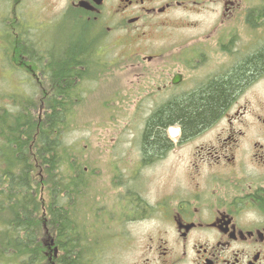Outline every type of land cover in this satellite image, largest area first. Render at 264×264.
<instances>
[{"label": "flooded vegetation", "instance_id": "obj_1", "mask_svg": "<svg viewBox=\"0 0 264 264\" xmlns=\"http://www.w3.org/2000/svg\"><path fill=\"white\" fill-rule=\"evenodd\" d=\"M254 1L260 4L254 6ZM32 12H51L49 23L62 12L72 27H80L81 35L89 32L99 64L103 49H130L124 61L133 92L160 100L199 92L264 49V0H0L5 45L0 46L15 50L12 61L26 65L35 78L41 71L46 74L54 58L29 57L23 49L30 43L25 28L35 22ZM149 48L159 51L147 55ZM261 83L264 71L239 93L241 104L231 102L220 117L192 136L184 138L180 124L168 127L171 146L162 154L147 159L142 135L143 166L163 160L176 146L210 138L182 159L176 180L154 203L129 190L112 208L97 207L106 224L110 215L121 223L152 221L154 227L140 245L135 264H264V90L255 89ZM160 103L159 108L164 107V101ZM145 129L146 125L143 134ZM172 129L177 130L173 138ZM73 202L68 200L69 208ZM82 205L87 218L96 217L91 207Z\"/></svg>", "mask_w": 264, "mask_h": 264}, {"label": "rangeland", "instance_id": "obj_2", "mask_svg": "<svg viewBox=\"0 0 264 264\" xmlns=\"http://www.w3.org/2000/svg\"><path fill=\"white\" fill-rule=\"evenodd\" d=\"M253 3L254 6L260 4L259 1ZM32 13L31 21L35 22L25 28L29 31L25 32V40L30 43L23 48L29 57L41 56L46 57V60L52 57L55 60L56 53L63 51L72 42L88 43L87 48L92 46L90 33L81 35L80 27L73 24V28L72 20L70 22L68 17L61 15L62 12H56V20L51 23L48 22L50 20L47 21L51 12ZM26 19L30 20L28 15ZM31 26L34 27L33 32H30ZM75 30L76 33H73ZM33 42L38 48L33 46ZM0 43L3 44L1 36ZM4 50L5 47L0 46V116L11 113L13 116L7 118H14L22 105H28V108L31 107L29 112H37L34 117L40 126L45 114L52 113L46 111V106L41 105L45 99L43 104L49 102L44 93H51L48 89L54 88L55 85L50 83L48 86L45 80V76L48 75L44 74V71H41L40 78H35L27 71L26 65L22 68L15 64L12 57L16 51L10 46L6 48L5 56L2 55ZM147 50V55L159 51L156 48ZM129 51L131 50L126 47L101 50L98 54L103 53V63L99 64L100 62L94 58L86 62L82 66L86 72L74 80L69 92L74 111L72 120L68 124V132L63 135V144L60 147L61 153L65 152L66 147L65 154H68V161L65 163L68 166L64 182L66 185L62 184V186L66 190L70 186L77 190L80 181L83 182L81 191L74 194L72 190L71 193L74 195L70 193L74 197L77 195L75 199L73 197L75 204L72 207L74 212L72 217L81 227L83 243L88 241L89 247L84 245L83 251L87 257L85 260L88 261L90 256L92 264H135L141 255L140 245L146 242L148 232L154 227L151 220L121 223L115 215L108 216L106 224L103 219L100 220L101 213L97 207L103 205L112 208L116 201L119 202L127 195L129 190L134 191L138 197L141 194L146 200L154 203L164 194V189L170 188L172 182L176 180L175 172L183 168L182 159L206 144L210 138L204 136L188 145L176 146L165 157L166 159L164 158L165 160L147 161L143 163L144 166L140 165L142 155H139V152H141V138L146 122L153 111L159 109L160 102L164 101L165 104L171 99L164 96V99L160 100V96L145 97L133 92V79L124 61V56H129L127 54ZM232 51L233 56H237L234 48ZM175 55L177 54L174 53L173 56ZM119 58L122 59L118 60ZM177 69H182V66ZM194 74L190 76L194 78ZM255 89L258 92L264 90V83L259 84ZM249 96L252 97L251 94ZM237 101L241 104L240 94L232 100L233 103ZM32 117L33 115L30 116L31 120ZM176 133L175 129L169 131L171 138ZM78 172L81 173L82 178ZM40 175H44L42 169L36 174V178L39 179L36 182L37 196L39 203L43 201L45 205L48 203L49 193L46 191V186L44 188L40 184ZM43 178L46 181L47 177L43 176ZM46 184L51 186L48 182ZM83 203L86 208L91 207L94 210L95 218H87L82 210ZM96 222L98 227L90 228ZM5 228V222L0 221V230ZM40 240L50 253L52 264H59L57 259L62 254V250L56 244V231H50L45 226ZM56 251H58L57 257L54 258Z\"/></svg>", "mask_w": 264, "mask_h": 264}, {"label": "trees", "instance_id": "obj_3", "mask_svg": "<svg viewBox=\"0 0 264 264\" xmlns=\"http://www.w3.org/2000/svg\"><path fill=\"white\" fill-rule=\"evenodd\" d=\"M56 57L46 66L48 76L45 78L48 86L50 83L55 86L49 87L51 93H44L48 104H43L46 99L41 102L46 111L52 113L45 114L40 126L34 117L37 112H29L31 107L28 105H22L14 118H7L13 116L11 113L0 116V221L6 226L0 230V264H52L50 253L40 240L45 226L56 231V244L63 254L57 259L59 264L93 263L90 256L88 261L85 260L82 230L72 217L75 201L70 208L67 204L73 199L72 195L81 191L83 182L80 181L77 190L72 186L68 190L64 188L68 154H65L66 147L65 152L60 151L74 111L69 92L74 80L82 74L79 68L93 60V49L87 48L84 42H72L63 51H58ZM262 71L264 49L239 62L229 76L210 83L199 92L173 98L154 111L143 134L142 150L146 158L162 154L171 146L166 134L168 127L180 124L186 138L209 126ZM41 169L47 178L45 181L40 175V184L46 186L49 193L45 205L43 201L39 203L36 189L39 181L36 174ZM79 176L82 178L81 173Z\"/></svg>", "mask_w": 264, "mask_h": 264}, {"label": "bare ground", "instance_id": "obj_4", "mask_svg": "<svg viewBox=\"0 0 264 264\" xmlns=\"http://www.w3.org/2000/svg\"><path fill=\"white\" fill-rule=\"evenodd\" d=\"M256 110V109H255Z\"/></svg>", "mask_w": 264, "mask_h": 264}]
</instances>
